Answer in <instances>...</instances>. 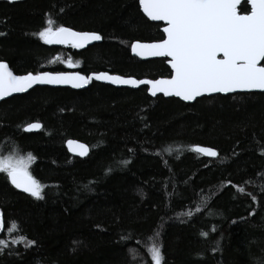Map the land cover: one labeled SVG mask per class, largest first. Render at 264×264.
Segmentation results:
<instances>
[{
	"label": "trees",
	"instance_id": "obj_1",
	"mask_svg": "<svg viewBox=\"0 0 264 264\" xmlns=\"http://www.w3.org/2000/svg\"><path fill=\"white\" fill-rule=\"evenodd\" d=\"M49 19L102 39L50 46L38 36ZM160 26L138 0H0V60L17 74L77 64L84 73L168 76L165 59L129 50L161 39ZM31 122L40 128L24 131ZM68 139L85 143L87 156L71 155ZM28 154L43 199L0 172V264H153V246L161 264H264V93L185 103L100 82L34 87L0 102V156Z\"/></svg>",
	"mask_w": 264,
	"mask_h": 264
},
{
	"label": "snow or ice",
	"instance_id": "obj_2",
	"mask_svg": "<svg viewBox=\"0 0 264 264\" xmlns=\"http://www.w3.org/2000/svg\"><path fill=\"white\" fill-rule=\"evenodd\" d=\"M143 13L152 21H163V37L155 43H134L132 50L140 56L166 57L171 68L170 78L157 80H131L107 73L83 76L79 73L39 72L35 75H14L9 65L0 62V98L12 93L25 92L34 84H71L79 88L89 80H108L112 83L150 85L155 96L179 97L192 101L205 93H230L237 90L264 91V0H247L250 11L241 14V0H139ZM47 27L38 33L45 44H70L84 48L102 36L96 32L74 31L70 27L54 26L49 19ZM71 66V64L69 65ZM30 124L25 131L38 129ZM69 145L74 142L69 141ZM79 155L87 153L85 145H78ZM215 157L210 148L192 149ZM34 160L20 156H0V172L17 189L35 199H43V185L29 171ZM244 191L243 188L240 189ZM206 236L207 233H201ZM34 243L29 241V245ZM6 246L0 241V252ZM153 264H161L163 256L159 246L151 248Z\"/></svg>",
	"mask_w": 264,
	"mask_h": 264
},
{
	"label": "water",
	"instance_id": "obj_3",
	"mask_svg": "<svg viewBox=\"0 0 264 264\" xmlns=\"http://www.w3.org/2000/svg\"><path fill=\"white\" fill-rule=\"evenodd\" d=\"M242 1H244V0H241V2H242ZM245 1H247V0H245ZM138 5H139V9H140L141 13H142V14H143V15H144L149 21H151V22H155V23H159V24L161 25V26H160V30L162 31V29L166 26L165 22H163V21H152V20H150V19H149L144 13H143L142 9L140 8L139 0H138ZM248 6H249V5H248ZM248 11H250V6H249V10H248ZM245 13H246V12H245ZM245 13H241V14H245ZM71 29H72V28H71ZM73 30H74V31H79V30H75V29H73ZM80 32H94V31H80ZM96 33H97V32H96ZM98 34H99V33H98ZM162 34H163V31H162ZM163 35H164V34H163ZM159 40H160V39H159ZM159 40H155V41L134 40V41L131 42L130 47H129L130 54H131L132 56H134V57L140 59V60L165 59V64H166V65L168 66V68L170 69V74H171V68H170V66L168 65V62H167L169 58H166V57H152V56H140V55H137L136 52H134V51L132 50V45H133L134 43L150 44V43L158 42ZM98 42H100V41H93V42L87 44L85 47H88V46H90V45H92V44H94V43H98ZM49 45H50V46H53V47L71 46L70 44H67V45H65V44H49ZM85 47H84V48H85ZM0 62L6 63L5 61H2V60H0ZM260 63H261V66H264V61H261ZM6 64H7V63H6ZM9 70L12 71V73H13L14 75H18V76L27 75L28 73H32L33 75H35V74H37V73H39V72H50V73H53V74L58 73V72H66V73H79L80 75H83V76H86V77H87V76H93V77H94L95 74L107 73L109 76H119V77H121V78H123V79H131V80H137V81H140V80H157V79L170 78V74H169L168 76L157 77V78H153V79H150V78H140V79H138V78H136V77H134V76H130V75H122V74L115 73V72L97 71V72H87V73H84V72H82V71H80V70H78V69L63 70V71H62V70H60V71L40 70V71L35 72V73L29 71V72L22 73V74H17V73H15L12 69H10V68H9ZM90 82H100V83H105V84H108V85H111V86H114V87H121V88H132V89H137V88H139V87H144V88L146 89V93H147L150 97H155V96H159V95H161L162 97H165V98H169V97L176 98V99H179L180 101L185 102V103H192L193 101H195V100L198 99V98H201V97H204V96L217 95V94H220V95H227V94L249 93V92H259V93H264V91L259 90V89H255V90H237V91H235V92H230V93H205V94H203V95L197 97L195 100H192V101H183V100H181L179 97H175V96H165L162 92H157L156 95L153 96V95H151V93L149 92L150 85L139 84V85H137V86H133V85H131V84L112 83V82H110V81H108V80H104V79L97 80V79L93 78V79L89 80V82H88L87 84H83V85H82L81 87H79V88H74V87H72L71 84H34L31 88L27 89L25 92L12 93V94L9 95V96H6V97H3V98H0V102L3 101V100H5V99H7V98H9V97H11V96L19 95V94H24V93H26L28 90H31V89L34 88V87H39V86H47V87H64V88H69V89H72V90H82V89L86 88V87L89 85ZM30 124H37V122H31V123L25 125V126H24V131H25V128H26L28 125H30ZM38 124L40 125V123H38ZM39 128H40V127H39ZM39 128H38V129H39ZM38 129H33V130H31V132L37 131ZM27 132H30V131H27ZM69 141H73L74 143H73L72 145H69V143H68ZM81 144H82V145H85V146L87 147V145H86L85 143L81 142V141H78V140H75V139H68V140H66V142H65V147H66L67 151H68L71 155H73V156H77V157H85V156H87V154H88V152H89V149H88V147H87V153H86L85 155H79L78 152L80 151V149L78 148V145H81ZM195 146H199V147H204V148H210V149H213V148H211V147H206V146H200V145H195ZM195 146H194V147H195ZM213 150H215V149H213ZM215 151H216V150H215ZM200 154H202V156H206V157H210V158H215V157H216V156H215V157L208 156V155H206V154H204V153H200ZM9 183H10V182H9ZM10 184H11V183H10ZM13 187H14V186H13ZM14 188H15V187H14ZM16 189H17V188H16ZM17 190L23 192V191L20 190V189H17ZM23 193H25V192H23ZM25 194H28V193H25ZM28 195H29V194H28Z\"/></svg>",
	"mask_w": 264,
	"mask_h": 264
},
{
	"label": "rangeland",
	"instance_id": "obj_4",
	"mask_svg": "<svg viewBox=\"0 0 264 264\" xmlns=\"http://www.w3.org/2000/svg\"><path fill=\"white\" fill-rule=\"evenodd\" d=\"M72 67H77V64H73L71 66H68V68H71V69H72ZM71 69H68V70H71ZM5 157H7V156H5ZM2 230H3V226L0 225V232H2Z\"/></svg>",
	"mask_w": 264,
	"mask_h": 264
},
{
	"label": "flooded vegetation",
	"instance_id": "obj_5",
	"mask_svg": "<svg viewBox=\"0 0 264 264\" xmlns=\"http://www.w3.org/2000/svg\"><path fill=\"white\" fill-rule=\"evenodd\" d=\"M241 3H245L247 6H248V4H247V1H242ZM240 6V5H239ZM248 10H249V6H248Z\"/></svg>",
	"mask_w": 264,
	"mask_h": 264
},
{
	"label": "bare ground",
	"instance_id": "obj_6",
	"mask_svg": "<svg viewBox=\"0 0 264 264\" xmlns=\"http://www.w3.org/2000/svg\"><path fill=\"white\" fill-rule=\"evenodd\" d=\"M67 70H68V69H67ZM62 71H63V70H62ZM28 91H29V90H28ZM28 91H27V92H28ZM27 92H26V93H27Z\"/></svg>",
	"mask_w": 264,
	"mask_h": 264
}]
</instances>
